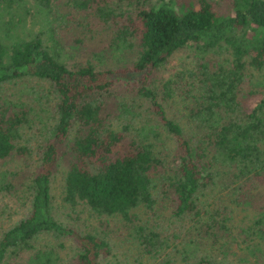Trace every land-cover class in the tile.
Returning <instances> with one entry per match:
<instances>
[{
  "label": "trees",
  "instance_id": "16d2710c",
  "mask_svg": "<svg viewBox=\"0 0 264 264\" xmlns=\"http://www.w3.org/2000/svg\"><path fill=\"white\" fill-rule=\"evenodd\" d=\"M19 1L0 0V15L5 10L8 19ZM66 2L64 31L86 55L80 60L60 56L43 29L0 38V86L27 76L44 80L54 107L38 137L34 110L0 95V264L25 250L27 264H54V249L38 246L39 235L85 232L52 213L55 171L64 201L83 206L89 218L118 217L144 251L161 247L158 264L238 259L229 235L240 208L232 203L243 206L246 192L264 181V0ZM61 18H49L48 29ZM186 43L199 50L195 64L154 79ZM130 47L121 66L100 58ZM207 52L218 54L209 59ZM135 103L151 115L137 119ZM31 136L32 148L25 141ZM156 196L178 219L171 241L138 217ZM257 213L253 226L264 210ZM241 229L252 233L249 225ZM76 237L71 264H99L109 251L92 233Z\"/></svg>",
  "mask_w": 264,
  "mask_h": 264
},
{
  "label": "rangeland",
  "instance_id": "374dc122",
  "mask_svg": "<svg viewBox=\"0 0 264 264\" xmlns=\"http://www.w3.org/2000/svg\"><path fill=\"white\" fill-rule=\"evenodd\" d=\"M67 4L66 0H48L47 2L45 0H20L17 4H14L13 9H10V12L13 14L12 16L7 19L8 12L5 10L0 15L1 40L10 41L17 39L15 38L16 36L21 38L30 37L38 32V29H43V40L47 43H54L59 49L60 56L66 60H80L81 57H85L86 55L83 54L81 49L74 47V35H69L64 31V17L67 11ZM54 15L56 17L61 15L62 18L54 19L50 24L53 30H49L47 27L48 20L49 18H53ZM9 19L11 21L10 24L6 23ZM198 52L199 50L192 43H186L176 50L167 62L160 66L154 79L164 78L179 68L192 66V64H195L194 56ZM133 53V47L125 49L122 53L108 50L106 53L101 54L100 58L106 66L116 67L123 65V62L130 59ZM207 53L209 54L207 57L209 59L218 54L215 52ZM88 56L96 62L94 59L97 58L96 56ZM0 87V95L2 97L7 95L13 100H21L28 104L31 110H34V126L31 131L39 137L41 128L44 130L54 115L53 97L47 89L46 82L35 77L27 76L21 79H15L13 83L5 82ZM115 93L117 94V92ZM135 104L138 105V103ZM143 106L146 107L144 102ZM143 106L138 105L135 112L136 118L140 121L145 120L146 117L148 118L151 115L150 111L146 113ZM164 106L169 113L171 111L169 110L170 106H167V103H164ZM36 136H31L25 140L30 148L35 145ZM160 136L163 137V140L170 141L162 129ZM158 147L162 148V145ZM168 147L163 148L167 149ZM33 156L35 157V155ZM52 175L50 185L52 195L51 210L53 215L73 226L75 230L85 231L75 232L76 236L84 233H92L103 238L108 243L109 251L100 258L99 264H158V261L164 259V251H156L161 247H158L156 250L151 248L149 252L144 251L139 244L138 238L133 237V232L125 228L118 217L109 216L110 218L106 220L105 218L99 220L93 216L89 218V216L86 217V210L83 206H74L64 201L60 196V175L57 171L53 172ZM261 183L246 192L249 195L245 198L246 201H243V206L232 203L235 210L240 208L237 214L233 213V220L231 221L234 226L229 235L232 238V251L238 254L239 258H232L230 264H264V232L255 231L256 228L264 230V215L262 222L257 225L253 226L252 222L259 214L257 211L264 210V181ZM138 217L148 228L160 231L155 233L164 237L165 241L173 240V233H179L175 229V221L178 219L170 215L167 205L161 202L157 196L156 203L150 209L144 208L140 211ZM247 225L250 227L251 234L241 231V228ZM76 236L61 234L52 237L42 233L38 237L37 245L54 249L56 256L54 264H71L72 259L79 249V241ZM29 256V251L25 250L16 258L12 257L10 264H27ZM171 264L180 263L179 260H176L175 263Z\"/></svg>",
  "mask_w": 264,
  "mask_h": 264
}]
</instances>
